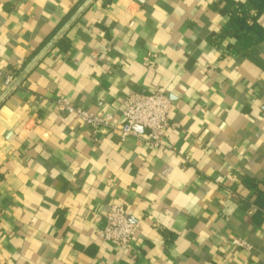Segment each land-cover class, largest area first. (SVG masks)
I'll use <instances>...</instances> for the list:
<instances>
[{
  "label": "crops",
  "instance_id": "obj_1",
  "mask_svg": "<svg viewBox=\"0 0 264 264\" xmlns=\"http://www.w3.org/2000/svg\"><path fill=\"white\" fill-rule=\"evenodd\" d=\"M0 68V264H264V0H0ZM155 91L166 153L55 106Z\"/></svg>",
  "mask_w": 264,
  "mask_h": 264
},
{
  "label": "built area",
  "instance_id": "obj_2",
  "mask_svg": "<svg viewBox=\"0 0 264 264\" xmlns=\"http://www.w3.org/2000/svg\"><path fill=\"white\" fill-rule=\"evenodd\" d=\"M0 79L6 87L14 82L12 74H6L0 68ZM55 106L66 116L72 117L87 127L98 139L101 133L118 132L122 141L129 137L142 140L149 149L161 153L174 150L173 146L167 145L165 139L168 131L173 127L169 115L172 109V102L163 91H155L150 94L131 92L122 104V123H116L112 115L101 116L77 107L67 98L61 96ZM140 127L146 133L136 130ZM188 157L184 158L187 162ZM220 181V179H217ZM106 224L99 231V238L121 250H127L135 237L136 226L129 219V214L123 204H112L106 213ZM230 245L251 250L248 243L241 239L230 241Z\"/></svg>",
  "mask_w": 264,
  "mask_h": 264
},
{
  "label": "water",
  "instance_id": "obj_3",
  "mask_svg": "<svg viewBox=\"0 0 264 264\" xmlns=\"http://www.w3.org/2000/svg\"><path fill=\"white\" fill-rule=\"evenodd\" d=\"M13 85V84H12ZM12 88H11V86H10V90H11ZM136 128V130H138V131H140V132H144V133H146V130H143L142 128H140V127H135Z\"/></svg>",
  "mask_w": 264,
  "mask_h": 264
}]
</instances>
